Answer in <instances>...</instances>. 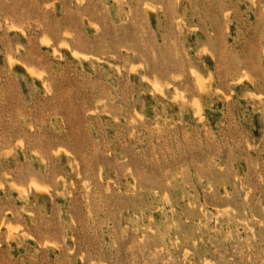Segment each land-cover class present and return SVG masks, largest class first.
Here are the masks:
<instances>
[{
	"label": "rangeland",
	"instance_id": "rangeland-1",
	"mask_svg": "<svg viewBox=\"0 0 264 264\" xmlns=\"http://www.w3.org/2000/svg\"><path fill=\"white\" fill-rule=\"evenodd\" d=\"M0 264H264V0H0Z\"/></svg>",
	"mask_w": 264,
	"mask_h": 264
},
{
	"label": "bare ground",
	"instance_id": "bare-ground-1",
	"mask_svg": "<svg viewBox=\"0 0 264 264\" xmlns=\"http://www.w3.org/2000/svg\"><path fill=\"white\" fill-rule=\"evenodd\" d=\"M53 51H55V50H53ZM76 51H74V53H75ZM72 54H73V51H72ZM76 54H78V53H75L74 55H76ZM8 56V55H7ZM29 68V67H28ZM28 68H27V70H28ZM33 72V71H32ZM195 73V72H194ZM195 75H196V73H195ZM197 76V75H196ZM199 77L197 76V79H198ZM199 80H200V78H199ZM196 81H198V80H196ZM157 83V82H156ZM155 82H154V86H156L157 84H156ZM201 83V81H199V84ZM156 84V85H155ZM198 84V83H197ZM44 85V84H43ZM200 86V85H199ZM161 92V91H160ZM201 117V116H200ZM31 183L33 184V186L35 187V188H38V186H39V184L37 183V181H35V180H33V181H31ZM13 184V183H12ZM31 184V185H32ZM18 185V184H17ZM42 186V185H41ZM23 188V187H22ZM40 188V187H39ZM42 188V187H41Z\"/></svg>",
	"mask_w": 264,
	"mask_h": 264
}]
</instances>
